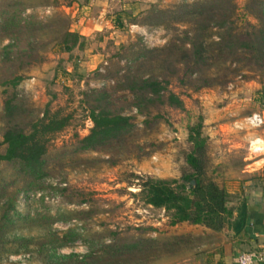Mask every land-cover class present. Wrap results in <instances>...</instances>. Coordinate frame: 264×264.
I'll return each instance as SVG.
<instances>
[{
	"label": "rangeland",
	"instance_id": "1",
	"mask_svg": "<svg viewBox=\"0 0 264 264\" xmlns=\"http://www.w3.org/2000/svg\"><path fill=\"white\" fill-rule=\"evenodd\" d=\"M22 1L26 6L24 17L33 14L41 23L30 40L37 47L34 58L42 61L23 73V80L17 88L25 101L23 112L39 119L47 112L48 115L66 118L68 125L47 143L49 156L56 158L49 160V176L43 181L42 188L27 195L21 194L17 200L14 221L0 235V264H55L50 258L53 255L57 258L70 254L87 256L89 244L86 241L90 240L95 241L94 250H100L102 245L113 241L115 244H129L145 240L143 257L133 255L119 264L182 262V247L179 248L181 250L173 248L170 255L159 254L165 244H170L176 236L192 228L187 225L169 226V213L145 204L140 192L141 184L147 179L180 181L188 171L185 157L192 147L188 140L189 128L200 124L202 136L208 139L209 175L228 192H235L237 182L242 180L239 179L241 170H250L243 168L249 141L256 136L264 137V127L239 130L236 124L264 110L258 99V91L264 85V74L250 67L241 55L218 57L204 74L193 73L191 76H187L183 65H169L158 72L159 79L166 80V83L163 81L162 93L164 99L169 93L174 94L182 101L181 109L167 103L157 106L153 110L162 118L159 123L146 126L143 123L145 118L139 117L133 136L126 143L108 150L80 154L72 161L68 157L59 160L57 157L61 150L69 152L92 128L90 108L84 94L89 89H101L104 84L94 79L93 72L100 66L109 65V73L116 80V77L124 75L125 66L129 65L127 60L139 54L138 50L156 53L168 47L172 39L181 44L184 40L181 32L191 30V24L188 23L190 18L183 16L180 6L204 0H153L161 9L178 11L175 16L167 18L170 28L165 23L143 26L146 39L137 29L131 31L130 20L133 17L123 11L127 9L124 3L108 0L107 11L102 15L108 24L101 30L97 28L89 34L87 32L83 39L86 48L80 50L76 47L69 54L59 51L56 44L59 42V28L63 26L60 20L70 17L68 6L75 0ZM232 1L236 6L234 32H245L246 22L256 24L253 17L243 15L248 0ZM150 2L147 0L142 6L137 5L132 14L145 9ZM219 32L221 30L212 27L207 33V42H218ZM8 41L9 38L0 36V51ZM184 47L189 49V42ZM78 58L86 66L84 75L73 74V63ZM133 63L132 73L141 67V60ZM121 69L123 72L117 75ZM152 70L157 75V70ZM6 76L8 71L0 62V120L3 104L14 91L11 86L1 84ZM207 77L213 78L214 83L200 88ZM123 82L121 79L120 83ZM115 83L110 82L107 89L115 87ZM122 95L123 92L119 91L114 97ZM112 107L124 114L136 113V109L124 99ZM12 121L20 123L17 118ZM1 136L2 129L0 142ZM23 184L16 179L12 168L0 164V191L3 188L13 191ZM59 186L68 189V198L58 193L55 188ZM71 198L72 203L67 201ZM236 203L232 201L229 206L235 207ZM1 207L2 200L0 224ZM71 229L76 230L79 237L73 243L59 245L63 235ZM52 239H55L54 243ZM50 247H55V250L52 252ZM94 256L87 259L90 264L99 258V264L111 263L102 261L104 258L99 252ZM96 260L94 262L98 264Z\"/></svg>",
	"mask_w": 264,
	"mask_h": 264
},
{
	"label": "trees",
	"instance_id": "2",
	"mask_svg": "<svg viewBox=\"0 0 264 264\" xmlns=\"http://www.w3.org/2000/svg\"><path fill=\"white\" fill-rule=\"evenodd\" d=\"M25 9L26 6L22 0H0V36L9 38L8 43L2 46L0 51V62L6 72L8 71V76L1 84L14 89L2 108L0 164L12 168L16 179L24 182L22 186L15 187L13 191L5 188L0 191V201L2 200L0 235L14 221L13 215L16 214L19 196L42 188L43 181L49 176L48 165L52 158H56L49 156L47 143L54 134L61 132L68 125L66 118L48 115L47 112L40 119L30 117L29 114L23 112L25 101L17 88L23 80V73L33 64L39 65L42 62L38 57L34 58L37 47L30 40L34 32L38 31L41 23L36 21L33 14L24 17ZM180 9L183 16L190 18L188 23L191 24V30L181 32L184 36L181 44L172 39L168 47L157 50L156 53L143 49L138 50L139 54L127 60L129 65L125 66L124 75L116 77V80L109 73V65L100 66L93 72L94 79L104 84L103 88L89 89L84 94L90 108L89 118L92 128L89 134L77 141L69 152L61 150L57 157L59 160L67 157L71 160L86 152L108 150L126 143L133 136L137 126L135 122L139 117L145 118L143 123L146 126L159 123L162 118L159 114H154L157 106L167 103L170 107L181 109L182 101L174 94L169 93L164 99L162 93L163 83H166V80L161 81L158 72L170 67L169 65L173 67L181 64L185 67L187 76H191L193 73L203 72L204 74L208 71L210 63L218 57L233 58L234 55H241L250 67L259 69L264 74V0L247 1L243 15L253 17L256 24L246 22L247 28L242 33L234 32L233 18L236 6L232 0H204L180 6ZM176 11L178 9H161L159 4L150 5L145 11L134 16L130 23L141 27L148 24L154 27V24L165 23L166 27L170 28L171 24L167 18L175 16ZM60 22H63L61 23L63 26L59 28V42L56 44L59 51L69 54L76 47L84 50L86 48L84 37L71 31L70 19L64 18ZM212 27L221 30L218 34L219 41L216 43L207 42V33ZM188 42L190 48L186 49L184 46ZM137 60H141L139 65L141 67L132 73L133 62L136 63ZM84 67V61L79 58L75 59L73 74H86ZM153 68L157 70V75L156 71L152 70ZM121 71L123 72L121 69L117 75ZM121 79L125 81L123 84L120 83ZM110 82H116V86H111L108 90ZM213 83V78L207 77L200 84V88L209 87ZM119 91L123 92V95L120 98L114 97ZM123 99L125 103L136 109L135 114H124L112 107ZM258 99L264 107V85L258 91ZM16 118L20 120V123L12 121ZM188 140L192 146L191 151L185 157L188 171L181 176L179 182L160 179H147L142 182L140 192L145 204L169 213V226L171 227L184 223L200 225L212 231L232 227L233 231L238 233L245 224L247 206L241 203L240 206L230 207L232 201L236 200V196L218 185L209 175L211 160L208 154V139L202 136L200 124L189 128ZM55 189L61 196L68 198L67 188L59 186ZM67 201L72 203L73 199ZM234 211H236V218L232 221ZM78 237L79 233L71 229L63 235V241L59 245L73 243ZM52 241L54 243L55 239ZM86 242L89 244L87 256L79 257L76 254H70L68 257L57 258L55 255H50L51 262L90 264L87 259H92L95 253L99 252L104 258L102 261L119 264L133 255L143 257L142 250L145 249L146 243L145 240L129 244H115L116 242L113 241L102 245L100 250H94L95 241ZM182 245V236H176L170 244H165L159 255H170L173 248L178 250ZM49 249L53 252L55 247ZM95 260L92 261L93 264H96ZM96 261L98 264L101 263L100 258Z\"/></svg>",
	"mask_w": 264,
	"mask_h": 264
},
{
	"label": "crops",
	"instance_id": "3",
	"mask_svg": "<svg viewBox=\"0 0 264 264\" xmlns=\"http://www.w3.org/2000/svg\"><path fill=\"white\" fill-rule=\"evenodd\" d=\"M150 1L146 4L145 9L132 14L137 5L142 6L147 0H119L127 8H124L123 11L131 14L132 17L145 11L150 5L157 4L153 0ZM107 4L108 0L105 2L103 0H88L87 2L75 0L71 2L68 6L71 31L85 37L87 32L89 34L90 31L97 30V28L100 30L105 28L109 21L104 20L102 15L107 11ZM73 19L77 22L76 24ZM133 25L136 24L130 23V26ZM136 26L142 28L139 25ZM85 67L84 70L86 71ZM262 114L264 115V110ZM254 138L264 141V137L256 136ZM243 160V168H250V170H241V178L239 179L242 180L237 182V189L235 188V192L231 193L236 196L235 201L237 203L235 206L244 203L248 208L243 228L235 233L232 227H225L221 231H212L200 225L180 224L187 225L192 229L178 235V237L182 236L183 239L181 249L184 257L181 259L182 262L176 261V263L170 264H236L237 257L242 253L259 255L260 258L254 264H264V157L251 160L247 154ZM235 218L236 211H234L232 221ZM177 226L179 225L175 227Z\"/></svg>",
	"mask_w": 264,
	"mask_h": 264
},
{
	"label": "built area",
	"instance_id": "4",
	"mask_svg": "<svg viewBox=\"0 0 264 264\" xmlns=\"http://www.w3.org/2000/svg\"><path fill=\"white\" fill-rule=\"evenodd\" d=\"M137 29L140 34L143 35V39H146V35L142 28L133 25L131 31ZM102 72V70H100ZM264 126V115L262 113H253L241 122L236 124V128L239 130H257ZM248 154L251 160H258L264 157V141L259 138H253L248 143ZM260 258L259 255L254 253H242L237 257L236 264H254Z\"/></svg>",
	"mask_w": 264,
	"mask_h": 264
},
{
	"label": "water",
	"instance_id": "5",
	"mask_svg": "<svg viewBox=\"0 0 264 264\" xmlns=\"http://www.w3.org/2000/svg\"><path fill=\"white\" fill-rule=\"evenodd\" d=\"M192 184H194V182H191Z\"/></svg>",
	"mask_w": 264,
	"mask_h": 264
}]
</instances>
